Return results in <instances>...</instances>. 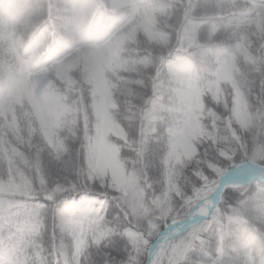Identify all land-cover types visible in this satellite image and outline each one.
<instances>
[{
    "label": "trees",
    "instance_id": "obj_1",
    "mask_svg": "<svg viewBox=\"0 0 264 264\" xmlns=\"http://www.w3.org/2000/svg\"><path fill=\"white\" fill-rule=\"evenodd\" d=\"M232 1L238 9L224 13ZM91 2L0 0V182L10 178L18 188L7 195L12 199L49 204L65 195L75 178L51 166L49 152L61 149L60 140L73 132L81 139L85 132L95 135L101 100L115 101L107 113H119L126 135H111L137 157L140 183L148 193L167 192V207L178 209L175 218H186L199 158H214L222 167L219 173L206 170L207 184L235 163L264 158V0H107L117 14L111 61L98 46H73L89 12L84 5ZM89 81L96 84L95 98ZM229 116L242 129V146ZM174 121H183L184 130L162 154L167 139L161 143L158 131ZM215 146L233 158L222 159ZM250 185L257 189L253 202L259 212L264 183L224 189L211 216L184 233L197 236L181 264H264L258 220L256 227H237L248 221L244 194ZM73 195L79 198L78 191ZM170 212L165 218L157 214L158 230ZM58 225L50 215L38 229L29 225L36 247L19 249V264H53L54 243L61 255L62 242L67 245L71 256L72 241ZM4 236L0 231V244Z\"/></svg>",
    "mask_w": 264,
    "mask_h": 264
},
{
    "label": "snow or ice",
    "instance_id": "obj_2",
    "mask_svg": "<svg viewBox=\"0 0 264 264\" xmlns=\"http://www.w3.org/2000/svg\"><path fill=\"white\" fill-rule=\"evenodd\" d=\"M5 191L11 185V179L2 181ZM83 206V222L71 226H61V234L68 235L72 241L73 254H68V246L63 245V254L56 252L53 244V253L56 257L53 264H181V248L183 244L174 248L171 256L165 259L158 255L161 241L167 242L176 238L174 229L181 225L187 227L185 221L178 224L169 223L167 227L158 230L156 220L150 219L145 229L140 212L145 211L146 197L133 196L131 193L119 196H109L107 193L95 194L86 189H77ZM148 193V189L145 188ZM151 200L158 203L161 211H168L167 192L156 195L148 193ZM21 195H28L24 192ZM51 195L47 199L51 200ZM204 209H201L203 212ZM51 216L49 204L41 203L38 199L17 200L0 192V231L5 236L0 247L3 248V257L0 264H19L18 250L36 247L29 239V225L38 229L42 218ZM191 215V214H190ZM187 219V218H186ZM88 224L86 231L84 225ZM156 231L155 238H152ZM55 241V235H53ZM95 248L92 252L91 249ZM24 264H49L46 259L25 260Z\"/></svg>",
    "mask_w": 264,
    "mask_h": 264
},
{
    "label": "clouds",
    "instance_id": "obj_3",
    "mask_svg": "<svg viewBox=\"0 0 264 264\" xmlns=\"http://www.w3.org/2000/svg\"><path fill=\"white\" fill-rule=\"evenodd\" d=\"M89 9L88 15L85 17L82 27L77 33L75 44L81 46H98L101 51L109 58L114 59V53L111 48V30L114 27L117 14L113 12L112 6L107 0H92L91 3L84 5ZM93 85V96L95 98L97 88L94 81H89ZM185 101H181L183 104ZM96 105L94 104V107ZM116 108V102L104 104L101 100V107L96 112L95 135H89L85 132L83 138L77 137L73 132L71 137L65 136L60 140L61 149L49 152V164L57 167L70 175L74 176L75 181L70 183L72 187L66 190V194L51 200L49 203L50 213L54 215L55 220L61 226H71L83 222V206L80 199L73 195L77 189H86L95 194L107 193L109 196L127 195L131 193L133 196L139 195L146 197L147 192L140 183L141 170L136 167L138 163L137 157L123 151L124 145L120 144L119 139L109 134L101 124L102 115L107 113L109 109ZM26 118V117H25ZM113 122L115 132L123 137L126 135L119 121V113H113L110 117ZM43 127V124H42ZM183 121H174L171 125L165 123L158 131V138L161 143L167 139L166 148L161 149L163 154L167 148L173 146L174 140L184 130ZM34 129L29 121V136L32 135ZM47 139V133L45 134ZM79 145L75 147V145ZM132 147L131 144L128 145ZM75 151V155L73 154ZM198 151L193 149L195 154ZM255 162V161H253ZM132 167H129V164ZM247 163V161H242ZM264 166V158L260 161ZM209 188V192H211ZM261 192V204L259 212L256 211V205L253 198L257 193V189L250 185L244 194V199L248 201L246 215L247 223L240 224L237 227L246 230L249 226L256 227L255 221L258 220L261 231L264 232V188ZM240 197H236L233 204L237 203ZM227 203V200H226ZM202 208H200L201 211ZM168 211H161L158 203L146 200L144 215L141 218L142 223L150 219L156 220L159 217H168ZM195 209H189V213H193Z\"/></svg>",
    "mask_w": 264,
    "mask_h": 264
},
{
    "label": "rangeland",
    "instance_id": "obj_4",
    "mask_svg": "<svg viewBox=\"0 0 264 264\" xmlns=\"http://www.w3.org/2000/svg\"><path fill=\"white\" fill-rule=\"evenodd\" d=\"M238 9V6L237 4L235 3V1H232L230 4H225V7H224V13H227L228 11L230 12H235L236 10ZM130 103V102H128ZM102 126L108 130L109 134H115V135H118L115 130L113 129V122H112V119L109 117L108 113H105L102 115ZM228 125L230 127V130L232 132V124H236L235 123V118L233 116H229L228 117ZM238 125V124H236ZM239 126V125H238ZM240 133L242 135V130H240ZM232 135H233V132H232ZM236 137V136H235ZM243 137V135H242ZM237 138V137H236ZM237 140L240 142V139L237 138ZM241 145V144H240ZM242 146V145H241ZM218 148H215L216 149V153L218 154L219 157H221L222 159H232L233 158V154L230 152L228 155H221L219 152H218ZM221 148V147H220ZM210 158V157H201L197 160V162L195 163L194 167L192 168V173H193V180L194 182H190V184L192 185L194 183V192L192 194V196L190 198H188L186 200V205H187V208L189 209H194L199 203L203 202V200L207 197H209L210 195H212L214 193V189H216V187L218 186L220 180L223 176H221L218 180L214 179L211 183L207 184L205 183L208 179L207 177V174H206V170L208 171H211V172H221L222 170V167L220 165V163H218V161H216L214 158H210V159H213L216 163V168H211L209 167L208 163H207V159ZM245 161H249V162H252L254 164H258L261 166L260 163L258 162H253L252 160H245ZM241 162H238V163H235L234 166L232 167V169H230L229 171H227V173H229L231 170L234 169V167L239 164ZM264 167V166H263ZM226 174V173H225ZM209 188H211V192H209ZM18 188L15 187V186H12L10 185L8 190L5 191V185L3 184H0V192H4L5 195H8L9 192H14V191H17ZM189 209H187V213H189ZM173 211V214H172V217L170 218L169 221H162L163 224H164V228L169 224V223H174V222H177V221H180V219H176L175 216L177 214V211L178 209H172ZM172 211L170 213H172ZM186 209H184L183 212H185ZM145 212V211H144ZM144 212H140L139 215L142 217L144 215ZM189 215V214H188ZM197 236V231H194L191 235H181L177 238H175L174 240H172L168 245L167 247L165 248L163 254L161 257H163L165 260L167 258H169L174 250L175 247L183 244V247L181 248V252L183 253V255L181 256L180 260H185L186 256V252L188 251V249L191 247V243L192 241L194 240V238Z\"/></svg>",
    "mask_w": 264,
    "mask_h": 264
},
{
    "label": "bare ground",
    "instance_id": "obj_5",
    "mask_svg": "<svg viewBox=\"0 0 264 264\" xmlns=\"http://www.w3.org/2000/svg\"><path fill=\"white\" fill-rule=\"evenodd\" d=\"M232 132L233 135H235L238 139L241 140L242 135L240 133V127L238 125L232 124ZM218 152L221 155H228L230 153L224 147L223 148L219 147ZM207 163L209 167H211L212 169L217 167L213 159L208 158ZM258 178L264 180V167L249 161H247V163L237 164L233 170L225 174L223 177V179H225L226 182H234L235 180H241V182L247 181L248 183ZM209 204H210L209 199H204L203 202L199 203L198 206L195 208L194 216H200L204 214V211L208 208ZM200 208H203L204 211L201 212ZM162 242L163 241H161V244ZM166 247H162V249L158 250L159 256H162Z\"/></svg>",
    "mask_w": 264,
    "mask_h": 264
},
{
    "label": "water",
    "instance_id": "obj_6",
    "mask_svg": "<svg viewBox=\"0 0 264 264\" xmlns=\"http://www.w3.org/2000/svg\"><path fill=\"white\" fill-rule=\"evenodd\" d=\"M241 143H243V139L241 138ZM260 181L264 182V180L258 178ZM246 184H248V182H241V180H235L234 182H226L225 179H223V177L221 178L218 186L216 187L214 193L209 196L207 199H209L210 204L208 206V208L204 211V214L200 215V216H194V212L191 213V215H189L187 217V219H183L180 221H185L187 227H185L184 225H181L180 227L184 228V231H180V228H176L174 229L177 233L176 238L181 236L184 232L190 230L191 228H194L195 226L201 224V222L204 221V219H207L210 217V215L212 214V211L214 209V207H216L219 203H220V198L221 195L224 192L225 188L231 187V188H235V187H242L245 186ZM198 206V205H197ZM196 206V207H197ZM195 207V208H196ZM194 208V209H195ZM180 221L174 222L172 224H178ZM167 227V226H166ZM171 240L167 241V242H162V247H165ZM161 247V249H162Z\"/></svg>",
    "mask_w": 264,
    "mask_h": 264
}]
</instances>
